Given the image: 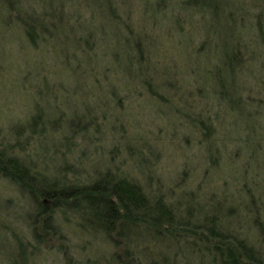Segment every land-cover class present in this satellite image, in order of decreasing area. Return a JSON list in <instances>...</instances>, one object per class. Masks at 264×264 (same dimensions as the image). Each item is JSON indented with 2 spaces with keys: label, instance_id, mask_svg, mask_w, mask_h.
<instances>
[{
  "label": "trees",
  "instance_id": "obj_1",
  "mask_svg": "<svg viewBox=\"0 0 264 264\" xmlns=\"http://www.w3.org/2000/svg\"><path fill=\"white\" fill-rule=\"evenodd\" d=\"M3 58L0 264H264V0H0Z\"/></svg>",
  "mask_w": 264,
  "mask_h": 264
},
{
  "label": "rangeland",
  "instance_id": "obj_2",
  "mask_svg": "<svg viewBox=\"0 0 264 264\" xmlns=\"http://www.w3.org/2000/svg\"><path fill=\"white\" fill-rule=\"evenodd\" d=\"M15 37H17V36L14 33H12L10 36H7L6 39L10 40L11 38H15ZM12 46H13V49H11V54L9 53L12 56V61H14V63L17 66H19V63H23L22 67L20 66V68H25L24 66L27 65L28 60L30 59L29 58V53H30L29 50L28 49L25 51L22 50L20 47H18L19 45L16 43H14V45H12ZM110 46L112 49L114 48V45H110ZM41 47L43 48L42 45H41ZM114 50H115V53L118 50V47L116 45H115ZM99 58L100 57H97L98 63L100 62ZM12 61L6 62L4 58L2 59V61L0 60V63H1V65H0V77H1L0 82L1 83L4 82L3 84H5V85L7 83L10 84V86L6 89V91L0 90V105L2 104L1 106H3L4 104H7L8 108L11 107L12 109L13 108L19 109L21 104H16L17 102L20 103V101L17 100V97H14L16 95L13 94L14 88H13L12 84L14 83L13 81H16V83L14 85L18 84L17 81L20 80L19 77L22 76L21 73H23V71L21 69H19L21 73L17 74L18 68L13 67ZM6 97H8V99L10 97V99L8 100ZM3 100L8 102V103H4ZM17 105H19V106H17ZM23 108H21V111L25 113L26 111ZM176 170H177V168L175 169V171ZM1 190L3 192V186H0V191Z\"/></svg>",
  "mask_w": 264,
  "mask_h": 264
}]
</instances>
